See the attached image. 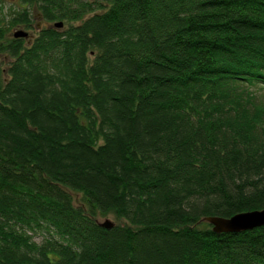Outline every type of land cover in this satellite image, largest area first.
<instances>
[{
    "label": "trees",
    "instance_id": "obj_1",
    "mask_svg": "<svg viewBox=\"0 0 264 264\" xmlns=\"http://www.w3.org/2000/svg\"><path fill=\"white\" fill-rule=\"evenodd\" d=\"M257 210L264 0H0V264H264Z\"/></svg>",
    "mask_w": 264,
    "mask_h": 264
},
{
    "label": "water",
    "instance_id": "obj_2",
    "mask_svg": "<svg viewBox=\"0 0 264 264\" xmlns=\"http://www.w3.org/2000/svg\"><path fill=\"white\" fill-rule=\"evenodd\" d=\"M63 26L64 24L62 22L55 24V27L57 28H61ZM13 37L17 39L28 38L29 33L20 29L13 33ZM205 221L213 226V231L215 233H239L264 227V210L240 213L231 218L207 217L205 218ZM99 224L105 229H112L115 226V223L110 219H106L104 222H100Z\"/></svg>",
    "mask_w": 264,
    "mask_h": 264
},
{
    "label": "rangeland",
    "instance_id": "obj_3",
    "mask_svg": "<svg viewBox=\"0 0 264 264\" xmlns=\"http://www.w3.org/2000/svg\"><path fill=\"white\" fill-rule=\"evenodd\" d=\"M33 15L35 16L36 15V13L34 12L33 13ZM38 21H40V20H38ZM45 25V23H38V26L39 27H42V26H44ZM15 31H17V30H15ZM30 32V38L29 39H27V40H31V37H32V35H33V37H34V35H35V33H36V31H35V29H33V30H30L29 31ZM32 37V38H33ZM73 197H74V199L76 198V200H75V205H77V206H81L82 204H80V200H81V197H80V195L79 194H73ZM106 219H110V220H112L113 222L115 221V219H113V217L110 215L109 217H99L98 218V220H99V222H104Z\"/></svg>",
    "mask_w": 264,
    "mask_h": 264
},
{
    "label": "bare ground",
    "instance_id": "obj_4",
    "mask_svg": "<svg viewBox=\"0 0 264 264\" xmlns=\"http://www.w3.org/2000/svg\"><path fill=\"white\" fill-rule=\"evenodd\" d=\"M256 229V228H255ZM244 232V231H243ZM240 233V232H239Z\"/></svg>",
    "mask_w": 264,
    "mask_h": 264
}]
</instances>
